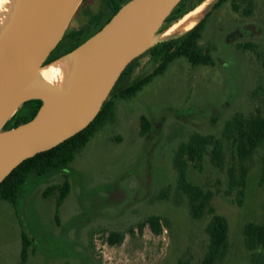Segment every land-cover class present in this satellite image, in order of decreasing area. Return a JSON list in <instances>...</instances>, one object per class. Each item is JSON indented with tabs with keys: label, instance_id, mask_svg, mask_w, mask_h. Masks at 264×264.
<instances>
[{
	"label": "rangeland",
	"instance_id": "rangeland-1",
	"mask_svg": "<svg viewBox=\"0 0 264 264\" xmlns=\"http://www.w3.org/2000/svg\"><path fill=\"white\" fill-rule=\"evenodd\" d=\"M128 1L81 0L49 61L88 42ZM198 2L188 0L186 8ZM207 13L198 44L214 64L192 67L179 58L134 97L114 94V120L78 151L64 171L69 177L59 175L70 193L58 218V192L41 198L54 178L37 184L31 200L20 205L21 229L35 251L28 264H202L215 218L226 223L227 239L213 264H264V252L248 249L243 235L247 224L264 228V146L239 160L234 121L237 113L264 118V0H226ZM168 27L162 25L155 37ZM182 33L154 41L133 60L116 92L152 72L160 63L159 43ZM141 116L148 123L145 135ZM207 135L221 143V163L211 160V147L200 161L185 159L186 181L210 195L202 216L194 218L177 187L173 159L191 137ZM242 167L243 189L228 177L229 170L238 177ZM151 215L162 220L160 235L145 223ZM7 224L0 221V264H19V229L13 217ZM110 232L124 233L123 242L108 244Z\"/></svg>",
	"mask_w": 264,
	"mask_h": 264
},
{
	"label": "water",
	"instance_id": "water-1",
	"mask_svg": "<svg viewBox=\"0 0 264 264\" xmlns=\"http://www.w3.org/2000/svg\"><path fill=\"white\" fill-rule=\"evenodd\" d=\"M181 1L124 4L85 43L90 59L73 93L37 83L35 78L81 0H21L15 20L0 40V183L24 160L56 147L92 122L122 72L153 45L165 19ZM31 100L42 103L34 117L2 131L16 109Z\"/></svg>",
	"mask_w": 264,
	"mask_h": 264
},
{
	"label": "trees",
	"instance_id": "trees-1",
	"mask_svg": "<svg viewBox=\"0 0 264 264\" xmlns=\"http://www.w3.org/2000/svg\"><path fill=\"white\" fill-rule=\"evenodd\" d=\"M187 1L188 0H182L172 10L162 25L167 24L170 26L174 24L175 22L179 21L186 13L202 4L205 0H199L198 4L191 9L186 8ZM225 1L226 0H217L212 5V9L220 7ZM123 5L115 7L113 15ZM207 16L208 13L205 14L194 27L182 33L181 35L171 37L160 42V63L157 65V67L143 78L136 80L132 84L116 92L119 83L132 64V61L120 75L107 100L104 102L100 111L92 120V122L86 128L56 147L36 154L35 156L24 160L16 168H14L10 174L0 183V201H5L11 205H15L19 190L30 174L43 176L50 172L68 167L78 151H80L89 142L92 135L114 120L115 101L111 99L114 94L120 99H130L134 97L143 86L150 83L155 77L162 75L168 66L179 58L186 59V61L192 67L212 66L214 64L212 56L209 53L204 52L198 44L202 31L204 30V24L206 22ZM50 55L47 57L45 64L50 62ZM41 104L42 103L40 100H31L23 103L21 106L29 105L31 108L24 113H18L17 111L14 112L3 125L2 131H8L30 121L40 108ZM234 121L236 124V133L238 138L236 144V154L239 160L245 161L250 156H252V154L259 147L264 146V118L253 117L251 119H244L241 114L237 113L234 115ZM140 122V134L145 135L148 130L146 117L141 116ZM208 147H211V160L215 164L220 165L221 143L212 136L208 135L191 137L187 144L179 146L173 159V166L177 171V187L187 198V201L190 205V214L194 218L202 216V213L208 204L210 195L205 194L201 189L191 185L186 181L187 163L185 159L187 158L189 160L200 161L207 152ZM240 170L241 173H239L238 177L234 174L233 170H229L228 177L231 185L239 186L241 189H243L245 185L246 170L243 167L240 168ZM54 191L58 192L55 200V219H57L58 208L63 204L70 193V184L68 180H65L61 185L50 186L45 192H43L42 195L46 198ZM238 197L240 198L238 203H241V192L238 194ZM161 221L162 220L160 217L154 215L147 217L145 220L149 230L155 236L160 235L163 231ZM163 223L166 224L165 221H163ZM139 228L141 231V226ZM124 235L125 234L121 232H110L106 238V242L110 245H119L123 242ZM243 235L245 239V246L248 249H260L262 252H264V228L253 224H247L243 229ZM21 238L22 250L20 261L22 264L25 263L27 259L30 241L24 234H22ZM209 238L210 245L208 253L202 264H213L216 255L225 248L227 239V225L223 220L219 218L214 219L212 227L209 231Z\"/></svg>",
	"mask_w": 264,
	"mask_h": 264
},
{
	"label": "bare ground",
	"instance_id": "bare-ground-1",
	"mask_svg": "<svg viewBox=\"0 0 264 264\" xmlns=\"http://www.w3.org/2000/svg\"><path fill=\"white\" fill-rule=\"evenodd\" d=\"M215 0H205L193 10L186 13L179 21L162 31L154 41L162 40L178 31L186 32L194 27L205 15L208 7ZM21 0H0V40L15 20ZM87 44L80 46L73 52L65 54L54 61L40 67L37 72L38 79L52 87L66 91L77 92L89 62Z\"/></svg>",
	"mask_w": 264,
	"mask_h": 264
},
{
	"label": "crops",
	"instance_id": "crops-1",
	"mask_svg": "<svg viewBox=\"0 0 264 264\" xmlns=\"http://www.w3.org/2000/svg\"><path fill=\"white\" fill-rule=\"evenodd\" d=\"M69 167V166H68ZM66 167V168H68ZM66 168L64 169H61V170H57V171H53V172H50L46 175H43V176H36L34 174H30L25 183L21 186L20 190H19V193H18V197H17V201H16V204L15 205H11L9 204L8 202H5V201H0V221L2 223H4L6 226L8 225L7 224V221L13 217V221L17 224V227L19 229V240L17 241V254L19 256V264H21V250H22V234H24L26 236V238L28 239L27 235L24 233V231L21 229L22 225H21V222H20V216H19V213H20V205L23 203V204H27V202H29L31 200V198L33 197V195L35 194V190L36 188V185L37 184H40L46 180H50V179H55L50 186H57L60 184L61 179H59V175L61 176V178H63V176H68L67 174H65V170ZM59 173V174H58ZM69 177V176H68ZM35 183V185L31 186V185H28L27 181L30 180ZM42 199L43 196H41ZM45 200V199H44ZM63 205V204H62ZM62 205L58 208V211L60 210V208L62 207ZM41 208L43 209L44 208V205L41 204ZM54 213H55V205H54ZM3 228V227H1ZM29 240V239H28ZM30 241V240H29ZM33 252V253H32ZM31 253V254H30ZM35 254V251L32 247V243L30 241V247L28 249V256H27V259L25 261V263H22V264H28V259L30 256H33Z\"/></svg>",
	"mask_w": 264,
	"mask_h": 264
}]
</instances>
